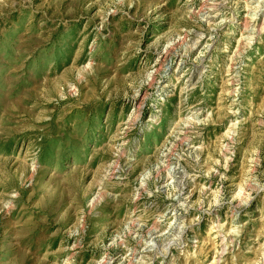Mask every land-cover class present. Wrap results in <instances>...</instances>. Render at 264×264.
I'll use <instances>...</instances> for the list:
<instances>
[{"label": "rangeland", "instance_id": "rangeland-1", "mask_svg": "<svg viewBox=\"0 0 264 264\" xmlns=\"http://www.w3.org/2000/svg\"><path fill=\"white\" fill-rule=\"evenodd\" d=\"M0 264H264V0H0Z\"/></svg>", "mask_w": 264, "mask_h": 264}]
</instances>
